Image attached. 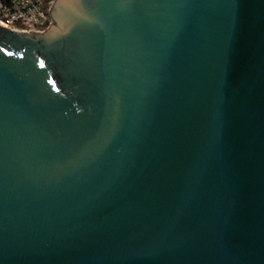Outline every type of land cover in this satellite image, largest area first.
Listing matches in <instances>:
<instances>
[{
	"label": "water",
	"instance_id": "95a60500",
	"mask_svg": "<svg viewBox=\"0 0 264 264\" xmlns=\"http://www.w3.org/2000/svg\"><path fill=\"white\" fill-rule=\"evenodd\" d=\"M0 25V264H264V0H54Z\"/></svg>",
	"mask_w": 264,
	"mask_h": 264
},
{
	"label": "built area",
	"instance_id": "2783aa9c",
	"mask_svg": "<svg viewBox=\"0 0 264 264\" xmlns=\"http://www.w3.org/2000/svg\"><path fill=\"white\" fill-rule=\"evenodd\" d=\"M54 0H0V25L24 33H41L50 24Z\"/></svg>",
	"mask_w": 264,
	"mask_h": 264
}]
</instances>
